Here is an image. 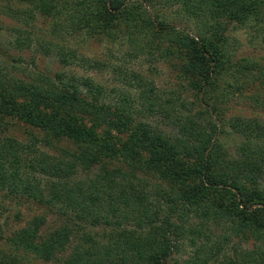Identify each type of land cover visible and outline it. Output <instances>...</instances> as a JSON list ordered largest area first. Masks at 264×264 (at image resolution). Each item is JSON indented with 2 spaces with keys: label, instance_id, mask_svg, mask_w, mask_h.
Here are the masks:
<instances>
[{
  "label": "trees",
  "instance_id": "trees-1",
  "mask_svg": "<svg viewBox=\"0 0 264 264\" xmlns=\"http://www.w3.org/2000/svg\"><path fill=\"white\" fill-rule=\"evenodd\" d=\"M236 30L264 45V0H0V192L41 212L8 228L0 204V264H264V121L225 116L240 100L264 109L245 93L264 86V65L237 53ZM77 39L169 66L201 120L139 73L119 70L132 95L71 72L110 68ZM24 52L70 70L26 74ZM225 127L244 139L233 152Z\"/></svg>",
  "mask_w": 264,
  "mask_h": 264
},
{
  "label": "rangeland",
  "instance_id": "rangeland-1",
  "mask_svg": "<svg viewBox=\"0 0 264 264\" xmlns=\"http://www.w3.org/2000/svg\"><path fill=\"white\" fill-rule=\"evenodd\" d=\"M164 9V10H163ZM162 10L167 13L168 15L176 16L175 9L169 8V7H163ZM4 20V26L8 25H14L15 22L10 19H3ZM174 21L179 22L180 28L189 26H192L193 24L189 21L180 22L179 18H174ZM45 23V24H43ZM48 23L44 20H38L34 24L33 28L39 30L43 26H47ZM236 32V33H235ZM231 42L235 44L236 51L239 55H247L252 56L259 60L261 64L264 65V45L257 44H249L247 40V33L243 30H236L234 33H231ZM238 41L236 44L235 42ZM74 48H80V51L89 58L96 59L99 62H104L110 66V68L103 70V71H86L82 68L77 69L74 68L71 70V72H75L77 75L81 76H91L93 77L98 83L105 84L107 87H114V88H121L124 90H130L131 94L135 95L134 89H130L128 87V83L123 81V75L119 76V70L122 69L125 72H136L139 73L146 82H149L152 84L156 90H160L163 93V98L165 97H171L176 99L178 96L181 97V100H184V103L186 104V108H181V112L187 115L192 116L197 121L201 120V116L199 114V111L202 110L200 108L191 93V91L185 90V87L187 86L186 80H180L177 76L178 74L169 66L164 65L160 62H157V59H150L147 56L137 55L133 54V56L126 55L129 52L127 51V47L122 45L119 42L114 43H107V42H96L92 40H84V39H77L73 41ZM127 51V53H126ZM13 55H15V51L11 49L9 51ZM39 56V55H38ZM23 62L19 65V69L21 67L25 69H29L26 74H29V71L37 72V71H45L47 73H50V75L54 74L55 72L61 71V70H70L69 68H62L59 63L55 62L53 59L49 57H42L39 56L37 59L36 67L31 66L33 54L31 52H24L22 54ZM153 60V61H150ZM3 67V64H0V67ZM112 67L118 68V70L112 71ZM21 74V73H20ZM25 74V75H26ZM24 75V76H25ZM32 76V73L29 75ZM22 77V76H21ZM27 75V78H30ZM28 80V79H26ZM122 80V81H121ZM133 78L128 77L127 82H133ZM135 83V82H134ZM185 85V87H184ZM172 92V93H171ZM245 93L247 96L254 95L256 97L254 98H262L264 101V86L256 87L255 85H251L250 89H246ZM176 108H179V104H176ZM225 116L226 118H229L230 115H240L247 118H258L260 120L264 121V109L261 107H256L253 105V102H251L249 99H246L245 101L241 102L238 101L237 103L234 102L232 105H229L226 109ZM199 114V115H198ZM204 124V122L202 121ZM151 124L153 126L158 125L162 130H165L170 135H177L176 128L171 125V121L163 118L161 116H155L151 119ZM12 134L20 139L25 140L26 139V133L32 132L30 127L21 125L18 127L12 128ZM222 135H221V141L223 145L229 150L228 152H233L235 150V147L237 145H240L244 139H242L239 136H234L231 134V132L227 129V127L221 129ZM37 135V134H36ZM62 147L67 146L66 143H61ZM69 146V145H68ZM4 194L0 192V204L3 205L4 208H6L7 212L5 213L7 226L9 227H15L17 225H22L24 222L29 220L33 215L40 214L41 212L38 210H35V208L30 207V205L27 204H21L16 201L3 199ZM19 215L20 220H16L15 216ZM46 225L50 228H54L57 224H55V220L51 217H47ZM95 230V229H94Z\"/></svg>",
  "mask_w": 264,
  "mask_h": 264
}]
</instances>
